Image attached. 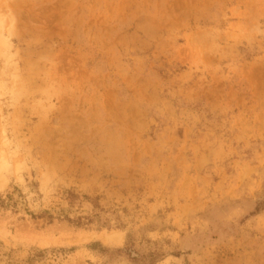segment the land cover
Returning a JSON list of instances; mask_svg holds the SVG:
<instances>
[{
    "label": "rangeland",
    "instance_id": "obj_1",
    "mask_svg": "<svg viewBox=\"0 0 264 264\" xmlns=\"http://www.w3.org/2000/svg\"><path fill=\"white\" fill-rule=\"evenodd\" d=\"M0 264H264V0H0Z\"/></svg>",
    "mask_w": 264,
    "mask_h": 264
},
{
    "label": "trees",
    "instance_id": "obj_2",
    "mask_svg": "<svg viewBox=\"0 0 264 264\" xmlns=\"http://www.w3.org/2000/svg\"><path fill=\"white\" fill-rule=\"evenodd\" d=\"M1 205V204H0Z\"/></svg>",
    "mask_w": 264,
    "mask_h": 264
}]
</instances>
